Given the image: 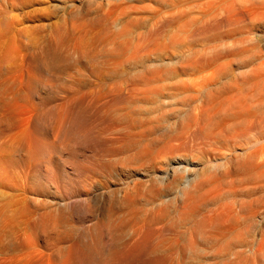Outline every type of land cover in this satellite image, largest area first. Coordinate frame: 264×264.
Segmentation results:
<instances>
[{"label": "rangeland", "instance_id": "obj_1", "mask_svg": "<svg viewBox=\"0 0 264 264\" xmlns=\"http://www.w3.org/2000/svg\"><path fill=\"white\" fill-rule=\"evenodd\" d=\"M55 30L69 32L71 41L60 51L68 61L52 73L39 72L28 58L40 55ZM76 43L84 55L71 53ZM18 60L28 81L0 77V98H7L0 101L7 123L0 121V264H21L33 247L52 255L69 244L65 239L47 249L36 242L31 224L40 207L70 214L67 229L77 238L92 224L100 229L107 208L116 218L124 190L136 197L137 218L148 221L142 234L158 247L131 264L154 256L156 264H191L181 259V249L200 222L206 243L196 235L187 240L199 239L195 250L209 257L202 264H213L210 257L226 245L236 264H264V0H0V66L14 68ZM19 112L27 125L26 183L17 171ZM71 117L84 126L66 145ZM249 157V171H234ZM176 168L187 169L180 172L199 188L196 194L189 187L192 199L203 193V200L188 202L184 223L176 210L183 208L179 194L188 180ZM172 170L180 178L170 184ZM137 218L133 222L141 224ZM128 223L112 261L132 254L138 237L129 236Z\"/></svg>", "mask_w": 264, "mask_h": 264}, {"label": "bare ground", "instance_id": "obj_2", "mask_svg": "<svg viewBox=\"0 0 264 264\" xmlns=\"http://www.w3.org/2000/svg\"><path fill=\"white\" fill-rule=\"evenodd\" d=\"M67 33H69V32H67ZM67 33H65L64 31H53V33H52V38L51 39H49V40H47L46 41V44H44L42 47L43 48H41L40 49V55H35V54H33V56L32 55H30V56H32V57H30L29 56V61L34 65V68L37 70V71H39V72H42V73H46L47 74V72H50V71H52L53 70V68H55V70H56V67L58 66L57 64H59V63H66L67 61H68V57H67V52L65 53V55H66V58H63L61 55H60V53L62 52V49L61 48H63V47H65V44H66V46H67V44H68V41H71V39L70 40H68V34ZM28 37V36H27ZM72 37V36H71ZM67 40V41H66ZM67 42V43H66ZM71 45V44H70ZM35 46V45H34ZM69 46V45H68ZM82 45L81 44H77L76 43V45H72V47L70 46V51H71V53H72V51L74 50L75 52H77L79 55L80 54H83V53H85L86 51V49H84V48H82L81 47ZM32 47V46H31ZM64 49H66V47L64 48ZM68 50V52H69V47L67 48ZM82 49H84V51L85 52H83V50ZM61 51V52H60ZM38 53V52H37ZM64 53V52H63ZM39 54V53H38ZM63 55V54H62ZM69 55H70V53H69ZM84 55V54H83ZM39 56H41V58L39 57ZM71 56V55H70ZM81 56V55H80ZM4 58V57H3ZM38 58V59H37ZM22 59V58H21ZM94 60V59H93ZM19 62L14 66V68H8V69H2L3 67L2 66H0V77L1 78H4L5 80H2V81H9L8 83H10L11 82V84H14L13 82H15V80L17 81L18 79H19V81L21 82V80H20V78L21 77H23L24 75H25V73H24V75H23V61L22 60H18ZM90 61V60H89ZM16 62H17V60H16ZM11 63V62H10ZM63 66V65H62ZM58 68V67H57ZM62 69V68H61ZM25 70V69H24ZM35 70V71H36ZM26 73H27V71H25ZM50 73H52V72H50ZM49 73V74H50ZM27 75H28V73H27ZM27 75H25V77L27 76ZM48 76V75H47ZM27 78V80L25 79V81H28L29 80V77L27 76L26 77ZM7 79V80H6ZM2 81H1V83H2ZM31 81V80H30ZM8 83L6 84V85H8ZM11 84H9V86H11ZM26 84V83H25ZM2 85H3V83H2ZM4 85H5V83H4ZM3 85V86H4ZM15 85H17V83L15 84ZM24 85V84H23ZM26 85H28V84H26ZM33 85V84H32ZM8 86V87H9ZM20 86V85H19ZM29 86V85H28ZM5 87V86H4ZM8 87H6V88H4L5 89V92H7L6 90H7V88ZM16 88L18 87V86H15ZM24 87V86H23ZM16 88H13V89H16ZM19 88V87H18ZM20 88H21V86H20ZM15 92H16V90H14ZM13 91V92H14ZM17 91H18V89H17ZM9 93H10V89H9V91H8ZM15 92H14V95L13 96H17L18 94H15ZM1 94H2V92H0ZM0 94V96H2ZM4 94V93H3ZM11 94V93H10ZM19 94H21L20 96H19V101H21V102H23V101H25V99H24V95L22 96V94L23 93H21V91H20V93ZM24 94H26V93H24ZM5 95V94H4ZM8 95V96H7ZM6 96L8 97V98H10L9 97V94H7ZM4 97V96H3ZM26 98H27V96H25ZM11 98H12V95H11ZM10 98V99H11ZM3 99H7V98H3ZM3 99H1L0 98V101H2ZM12 99H14V98H12ZM10 101V100H9ZM12 101V103H14L13 102V100H11ZM27 101V100H26ZM8 102V101H7ZM1 103V102H0ZM6 104V103H5ZM8 104V103H7ZM15 105H18V104H16V103H14ZM14 104H12V106L11 107H13V105ZM2 103L0 104V108L2 109V111H1V109H0V111L2 112H0V114H1V116L3 115V114H5V113H3V111L6 109H4L3 110V108H2ZM20 105V108L22 107L23 108V105L22 104H19ZM19 105L18 106H16L17 108L19 107ZM4 106V105H3ZM6 106V105H5ZM25 106V105H24ZM9 107V106H8ZM11 107L10 108H7V110H9V111H12V110H10L11 109ZM15 107V108H16ZM27 107V106H26ZM13 109V108H12ZM28 110V109H27ZM6 111V110H5ZM4 111V112H5ZM9 111H7L8 113H7V115L8 114H12L13 113V111L12 112H9ZM19 111H20V109H19ZM23 111H25V110H22L21 109V111L20 112H23ZM19 112V113H20ZM29 112V111H28ZM24 113V112H23ZM73 114V113H72ZM20 115H22L21 117H20V119L19 120H21V125H20V127L19 128H21V133L19 132V134L21 135L20 136V140H21V144H20V153L18 154L19 155V162H20V166H19V170H17V171H19V176H21L22 177V179H24V177L23 176H25L26 177V175L24 174L25 172H27V170H25V167H24V164L26 165V160H24V158L26 157L25 156V144H24V142H25V140H27V138H26V136H27V133H26V130H27V125H26V117L24 116L25 114H21L20 113ZM0 116V117H1ZM4 116V115H3ZM2 116V117H3ZM11 116V115H10ZM13 116V115H12ZM76 116V115H75ZM5 117H6V115H5ZM7 118V117H6ZM10 118V117H9ZM5 119V118H4ZM12 119L13 118H10V123H11V121H12ZM74 119V120H73ZM209 119V118H208ZM3 121V118L1 119L0 118V121ZM67 120H68V118H67ZM1 121V122H2ZM4 121H6V120H4ZM3 121V122H4ZM8 121V120H7ZM79 120H76L75 118H70V120H69V122H68V124H67V126L65 127L66 129L64 130V133H63V141L66 143V142H68V144H66V145H70L69 144V142H71L75 137L76 138H78V136H79V133H81L80 132V130H79V128L81 127V125H82V121L83 120H80V125L78 126V124H77V122H78ZM2 122V124H7L6 122H4L3 123ZM209 123V122H208ZM20 124V123H19ZM1 125V124H0ZM10 125V124H9ZM29 125V124H28ZM4 126V125H3ZM41 126H42V124H41ZM82 126H84V124L82 125ZM25 127H26V129H25ZM64 127V126H63ZM1 128V127H0ZM24 129H25V132H24ZM82 130V129H81ZM26 134V135H25ZM24 135H25V137H24ZM85 135V134H84ZM25 138V139H24ZM75 138V139H76ZM74 139V140H75ZM73 140V141H74ZM73 143V142H72ZM29 145V144H28ZM64 146V145H63ZM123 148V147H122ZM53 149V148H52ZM54 149H56L57 150V147H54ZM53 149V150H54ZM58 152V154L60 153L59 151H57ZM254 154V153H253ZM27 155V154H26ZM138 155V154H137ZM255 155V154H254ZM25 156V157H24ZM253 156V155H252ZM141 157V156H140ZM146 157V156H145ZM255 157V156H254ZM257 157V156H256ZM255 157V158H256ZM250 159H252L253 160V158H251V157H249V158H247V160L245 161H242V162H239V163H237L235 166H234V171H236V172H244L245 173V171L246 170H248L249 171V169L248 168H250V167H248L249 166V164H250ZM134 160L137 162L138 161V157H137V160L134 158ZM134 160L132 159L131 160V163H133L134 162ZM133 161V162H132ZM140 161H141V159H140ZM255 159H254V164H256L255 163ZM25 162V163H24ZM130 162V161H129ZM128 162V163H129ZM136 162H134V163H136ZM176 162V161H175ZM127 163V164H128ZM133 163V164H134ZM170 163V162H169ZM173 163V162H172ZM177 163V162H176ZM179 163V162H178ZM181 163H182V160H181ZM253 163V162H252ZM167 163H165V165H166ZM131 165V164H130ZM143 165V164H142ZM147 165V164H146ZM150 165V164H149ZM170 164H168V166H169ZM253 165V164H252ZM256 168V167H255ZM165 169V168H164ZM169 169V168H168ZM167 169V170H168ZM174 169V168H173ZM178 168H176L175 170L178 172V170L180 169H178ZM184 170H185V172L187 171V169H185V168H183ZM182 168H181V172H184V171H182L183 170ZM15 170V169H14ZM175 170H172V171H175ZM254 169H252V171H253ZM25 171V172H24ZM176 171H175V173H173V172H170L169 171V173H171V175H173L172 176V178H170V180L172 179V181H171V183L170 184H173L172 182H174L175 181V176H177V174L180 176V174H183V176H184V179H185V176L187 175V173L185 174V173H181L180 171L178 172V173H176ZM165 172H168V171H166V169H165ZM164 172V173H165ZM254 173V172H253ZM256 173V172H255ZM258 173V172H257ZM256 173V174H257ZM27 174V173H26ZM175 174V175H174ZM185 174V175H184ZM248 174V173H247ZM263 176H264V174L263 173H261ZM28 175V174H27ZM149 175V174H148ZM258 175H259V173H258ZM157 176V175H156ZM166 176H167V173H166ZM166 176H160V177H162V179H161V181L163 180V178L164 177H166ZM182 176V175H181ZM182 176V177H183ZM252 176V175H251ZM256 176V175H255ZM262 176V177H263ZM153 177H154V175H153ZM169 177H170V175H169ZM173 177H175L174 179H173ZM178 177V176H177ZM259 177V176H258ZM167 178H168V176H167ZM180 177H178L177 179H179ZM188 178V176H186V182H187V180H188V182L186 183V184H184V187L186 188L185 190L186 191H184V192H180V193H183V194H179V196H180V198L179 199H181V196H183V199L181 200V201H179V202H181V206L183 207L182 209H180V207L178 208L177 207V205H175V207H177V210L174 208V210H176L177 212H179V210H180V213L178 214H176L179 218H177V219H180L179 221L181 222V223H184V222H182V220H184V221H186L185 219H189L188 217H189V215L188 214H190L191 213V209L188 207V202L192 199V197L193 196H191L190 195V190L189 189H191V188H189V187H192L191 185H189V179H187ZM169 179V178H168ZM183 179V178H182ZM167 180V179H166ZM174 180V181H173ZM197 180V179H196ZM23 181H25V179L23 180ZM182 180H180V182H181ZM22 182V181H21ZM163 182H165V179H164V181ZM25 183H26V181H25ZM39 183V182H38ZM38 183H37V185H38ZM174 183H176V182H174ZM178 183V182H177ZM184 183V182H183ZM201 183V182H200ZM23 184V183H22ZM168 185V184H166V186L168 185L169 187L170 186H172V185ZM180 184V183H179ZM188 184V185H187ZM36 185V186H37ZM40 185H42V183L40 182ZM40 185H38L39 187L38 188H41L40 187ZM165 185V184H164ZM186 185H187V187H186ZM193 185V184H192ZM200 185V184H199ZM198 185V186H199ZM166 186H164V187H162V188H165V189H167V187ZM175 186V185H174ZM195 186V185H194ZM193 186V187H194ZM24 187H26L25 185H24ZM168 187V188H169ZM192 187V189H193V191L195 190V191H197V190H199V188L197 187V185H196V188L194 189ZM201 187V186H200ZM161 188V187H160ZM159 188V189H160ZM158 189V188H157ZM175 189V188H174ZM180 189V188H179ZM182 189H184L183 187H182ZM181 189V190H182ZM187 189L189 190V191H187ZM191 189V190H192ZM197 189V190H196ZM202 189V188H201ZM26 190H27V188H26ZM26 190H25V192H26ZM29 190V189H28ZM153 190V189H152ZM151 190V191H152ZM41 191V190H40ZM40 191H37V193L38 192H40ZM161 191V190H160ZM193 192V193H196V194H199V193H197V192ZM203 191V190H202ZM24 192V193H25ZM153 192H154V190H153ZM156 192H157V190H156ZM162 192V191H161ZM160 192V193H161ZM164 192V191H163ZM170 192H172V191H170ZM169 192V193H170ZM178 192H179V190H178ZM201 192V191H200ZM27 193H30V192H27ZM41 193V192H40ZM157 193H159V192H157ZM177 193V192H176ZM111 194H112V192H111ZM111 194H108V195H103L104 196V198H106V199H111V198H113V197H115V193H114V195H111ZM152 194V193H151ZM27 195H30V194H27ZM35 195H36V193H35ZM39 195H41V194H39ZM158 196H159V194H157ZM163 194L161 193V196H162ZM166 195H168V194H166ZM194 195V194H193ZM32 196V195H31ZM199 196L200 195H197V197H194V199H192V200H203V199H200L201 197L203 198V193H202V196L199 198ZM157 197V196H156ZM158 198V197H157ZM31 199V198H30ZM35 199H37V198H33V200L32 201H34L35 202ZM90 199V198H89ZM100 199H102V198H100ZM120 199V198H119ZM136 197H134V195H132L131 193H129L127 190H124V192H123V196L121 197V201H120V205H121V207H120V205H119V207L121 208H119L118 209V215L116 216V218H115V216H114V218H113V215L115 214V212H112V209L110 210V205L112 206V204H110L108 207L109 208H107V210H108V217H106V219L104 220V222L102 223V226L100 227V229L98 228V226L96 227V225H94V224H92L91 226H89V227H87V228H85V230L81 233L80 231V233H81V236L80 237H77V238H73L72 236H73V234L71 235V231L70 230H68L67 229V226H68V222H69V215L68 214H66L63 210L61 211H54V209L53 210H51V209H48V208H44V207H40L39 205H37V207L36 208H38V206L41 208V210H37V214H36V216H35V219L33 220V222H32V224H31V228H32V230H33V232H34V239L36 240V242H38L39 243V245L41 244V245H45V247L47 248H49V245L50 246H52L53 245V247L55 248L56 246V243L59 245V243H60V241L62 240V242H63V240H64V242H69V244L64 248V246H63V250L61 251V249H60V247H59V249H60V251L59 252H57V253H55V254H52V255H48V254H50L49 252L48 253H45V252H43V250L41 251V249L39 248V250L36 248H32V251L31 252H28V253H26V255H25V258L22 260V262H21V264H129L130 263V261H131V259L133 258V257H136L137 258V255L139 256V255H143L144 253H145V255L146 256H148V254H146V253H150V254H155L157 251H158V247H156L155 245H153V246H150L149 245V242H148V237H146L144 234H142L143 233V231H146L145 229H142V228H144V223L145 222H148V221H143V218H142V220L141 219H139V218H137L138 216H136L137 215V209L138 208H136L137 206H136ZM31 201V200H30ZM29 201V202H30ZM38 201V200H37ZM36 201V203H38ZM41 201H43V200H41ZM108 201V200H107ZM106 201V202H107ZM111 201V200H110ZM109 201V202H110ZM113 201H114V199H113ZM44 202V201H43ZM46 202V201H45ZM45 202H44V204H45ZM109 202H108V204H109ZM112 202V201H111ZM33 203V202H32ZM42 203V202H41ZM104 203V202H103ZM113 203V202H112ZM176 204H180V203H177V202H175ZM200 203V202H199ZM34 204V203H33ZM33 204H31L32 206H33ZM53 204H57V203H53ZM102 204V203H101ZM105 204V203H104ZM119 204V203H118ZM117 204V205H118ZM162 204V203H161ZM170 204H174V203H170ZM196 204H198V203H196ZM58 206L60 205V206H65V205H61V204H57ZM200 205H201V203H200ZM23 206V205H22ZM31 206V207H32ZM50 206V205H49ZM106 206V205H105ZM104 206V207H105ZM163 206L164 205H162V208H163ZM35 208V209H36ZM42 208H44V209H42ZM50 208V207H49ZM173 208V207H172ZM114 209V208H113ZM115 209H117V208H115ZM114 209V210H115ZM120 210V211H119ZM36 211V210H35ZM34 211V212H35ZM66 211V210H65ZM162 211V210H161ZM160 211V212H161ZM163 211H164V209H163ZM30 212V211H29ZM70 212V211H69ZM159 213V212H158ZM156 214V215H158V216H155V214H154V216H152L151 215V218L153 219H155V217H159V214ZM166 213V212H165ZM117 214V213H116ZM115 214V215H116ZM174 214H175V212H174ZM187 215H188V217H187ZM163 216V215H162ZM33 217H34V214H33ZM135 217L137 218V219H139V220H141V224H139V223H137V222H133L134 221V219H135ZM161 217V216H160ZM224 217V216H223ZM228 217V216H227ZM23 218V217H22ZM72 218V217H71ZM33 219V218H32ZM136 219V220H137ZM144 219H146V218H144ZM152 219H150V217H148L147 218V220H152ZM153 219V220H154ZM210 219V218H209ZM217 219V218H216ZM221 219V218H220ZM138 220V221H139ZM152 220V221H153ZM158 220V219H157ZM191 220V219H190ZM204 220V219H203ZM218 220V219H217ZM30 221H32V220H30ZM152 221H149L150 223L152 222ZM178 221V222H179ZM204 221H206V220H204ZM214 221H215V219H214ZM220 221H222V220H220ZM223 221H224V218H223ZM229 221V220H228ZM95 222V221H94ZM127 222V223H126ZM128 222H131V224L132 225H129V226H132L131 227V229H130V234H129V236L130 235H135L134 237H138L137 238V240H136V242H133V240L131 241L130 240V242H133L132 243V246H130L131 247V251H132V254L130 255V253H131V251L129 250V249H127V251L129 250V255L130 256H128V257H125V258H123L124 257V255L123 256H121V255H119V256H121L122 258L120 259L119 258V260L117 259V261H112L111 259V257H113V255H114V253L116 252V250H117V248H121L120 246L118 247V245L120 244L119 242H120V240H119V235H120V233H121V228H123L122 226L126 223V224H129ZM154 222H157V221H154ZM198 222H200V221H197L196 223L197 224H199ZM218 222V221H217ZM226 222V221H225ZM153 223V222H152ZM195 223V224H196ZM201 224H199V225H196V228H193L194 230L193 231H195V229H196V231L195 232H197V233H194V232H192V234L195 236L196 235V237H198L199 236V238L200 237H204V243H206V238H205V236H206V234H205V232H204V223L203 222H200ZM77 224V223H76ZM125 224V225H126ZM138 224V225H137ZM175 224V223H174ZM180 224V223H179ZM193 224V223H192ZM194 224V225H195ZM219 225H221V222H219L218 223ZM26 225V224H25ZM29 225V224H28ZM145 225H147L148 226V224L147 223H145ZM153 224H151V226H152ZM181 225V224H180ZM179 225V226H180ZM193 225V226H194ZM216 225V224H215ZM128 226V225H127ZM182 226V225H181ZM190 226H192V225H190ZM222 226V228H223V226H225L224 224L223 225H221ZM220 226V227H221ZM126 227V226H125ZM195 227V226H194ZM97 228V229H96ZM219 228V227H218ZM217 228V229H218ZM81 229V228H80ZM219 229H221V228H219ZM29 230H30V228H29ZM141 230H143V231H141ZM31 231V230H30ZM192 231V230H191ZM137 233L139 234L140 233V235L139 236H137ZM145 233V232H144ZM32 234V233H31ZM30 234V235H31ZM149 234V233H148ZM148 234H147V236H148ZM150 234H152V233H150ZM149 234V235H150ZM190 235V236H189ZM188 235V237H193V235H191V233ZM77 236V235H76ZM79 236V235H78ZM185 236V235H184ZM150 237L151 236H149V239H150ZM186 237V236H185ZM187 237V238H188ZM106 238V240L107 241H105L104 242V240L103 239H105ZM187 238L184 240L185 241V245H183V246H185V248H182L181 246H180V248H182L181 250V259H186V261L188 260V261H190V263L191 264H202V262L204 261V258L206 257V258H208L209 259V257H207L208 255H206V254H202V253H199V251L197 252L195 249H196V243L198 242L197 240H199V239H191V240H193L192 242L189 240V242H188V240H187ZM194 238V237H193ZM208 238V237H207ZM65 239L67 240V241H65ZM152 239V238H151ZM209 239V238H208ZM182 240H183V238H182ZM183 241V242H184ZM197 241V242H196ZM208 241V240H207ZM212 241V240H211ZM156 242V241H155ZM175 242V241H174ZM173 242V243H174ZM33 243H34V241H33ZM125 243V242H124ZM151 243V242H150ZM165 243V242H164ZM177 243V245L179 244L178 243V241L176 242ZM176 243H175V245H176ZM186 243H189V244H187L186 245ZM52 244V245H51ZM122 244V243H121ZM120 244V245H121ZM158 244V243H157ZM198 244V243H197ZM35 245V244H34ZM48 245V246H47ZM124 246V245H123ZM127 246V245H126ZM36 247V246H35ZM41 247V246H40ZM44 247V249L46 250V248ZM52 247V248H53ZM125 247V246H124ZM198 247V246H197ZM228 247H230V246H228ZM41 248H43V247H41ZM47 248V249H48ZM162 248L163 247H161V249L160 250H162ZM166 248V247H165ZM169 248V247H168ZM168 248H166V251H167V249ZM203 248V247H202ZM232 248V247H231ZM231 248H229V250H227V245H226V248L224 247V248H221V249H223V250H221V251H216L215 253H213V255H212V257H210V259L212 258L213 260H214V262H213V260H210L211 262L210 263H212L213 262V264L215 263V264H217L218 262H219V264H236L235 263V261L236 262H239V261H237L236 260V258H235V256H234V253H232L231 252ZM56 249V248H55ZM55 249H53V250H55ZM58 249V250H59ZM164 249V248H163ZM198 249V248H197ZM50 250H51V248H50ZM50 250H48V251H50ZM57 250V251H58ZM120 249H118V251H119ZM121 250H123V249H121ZM170 250V249H169ZM235 250V249H234ZM164 251V250H163ZM51 252V251H50ZM122 252V251H121ZM120 252V253H121ZM202 252V251H201ZM234 252V251H233ZM52 253V252H51ZM54 253V252H53ZM123 254H124V250H123ZM128 254V252L126 253V255ZM115 255H116V253H115ZM141 255V256H142ZM152 255V256H153ZM157 255V254H156ZM144 256V255H143ZM143 256H142V258H143ZM146 256H145V258H146ZM255 257V256H254ZM111 258V259H110ZM141 258V259H142ZM162 257H160L159 256V260L161 259ZM164 259L166 258L165 256L163 257ZM22 259V258H21ZM114 259V258H113ZM242 259V258H241ZM112 262H111V261ZM146 262V264H156V262L158 261V257L157 256H154V257H150V258H148L147 260L146 259H144ZM207 260V259H206ZM110 261V262H109ZM137 261H138V259H137ZM163 261V260H162ZM217 263H216V262ZM246 261V260H245ZM142 263H143V261H141ZM164 262V261H163ZM242 262H243V260H242ZM144 263V264H145ZM158 263H160V262H158ZM187 263V262H186ZM207 263H209V262H207V261H205V264H207ZM240 263V262H239ZM131 264V263H130ZM136 264H138V263H136ZM160 264H162V263H160Z\"/></svg>", "mask_w": 264, "mask_h": 264}]
</instances>
